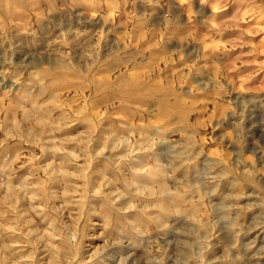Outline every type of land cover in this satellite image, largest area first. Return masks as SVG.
<instances>
[{"label":"rangeland","instance_id":"rangeland-1","mask_svg":"<svg viewBox=\"0 0 264 264\" xmlns=\"http://www.w3.org/2000/svg\"><path fill=\"white\" fill-rule=\"evenodd\" d=\"M0 264H264V0H0Z\"/></svg>","mask_w":264,"mask_h":264}]
</instances>
